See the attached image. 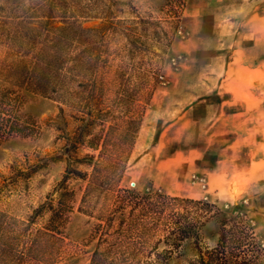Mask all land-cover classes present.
Listing matches in <instances>:
<instances>
[{"label": "rangeland", "instance_id": "rangeland-1", "mask_svg": "<svg viewBox=\"0 0 264 264\" xmlns=\"http://www.w3.org/2000/svg\"><path fill=\"white\" fill-rule=\"evenodd\" d=\"M188 8L0 0V264H89L109 246L185 264L222 216L187 199L244 218L247 264H264V66L237 65L264 52H233L232 19L191 38ZM181 213L194 227L177 239Z\"/></svg>", "mask_w": 264, "mask_h": 264}, {"label": "trees", "instance_id": "trees-1", "mask_svg": "<svg viewBox=\"0 0 264 264\" xmlns=\"http://www.w3.org/2000/svg\"><path fill=\"white\" fill-rule=\"evenodd\" d=\"M11 130L13 131L14 128H11ZM172 199L179 200L178 198ZM186 201L204 206L205 213L217 216L221 214L222 216L218 218L220 230L216 245L212 248H206L204 251L199 250L197 257L185 264H247L248 251L254 253L260 248L251 224L246 222L244 218L240 221L230 222L224 215L223 210H220L208 201L194 199H187ZM49 211L51 214L46 228L49 231L57 232L58 226L54 224L55 219L57 220L59 217L57 209L50 208ZM178 217L184 218L187 222L183 224L180 220L174 218V220L170 221L173 222L172 232L170 233H173L177 239L188 237L194 226L190 221L188 222L187 215L181 213L178 214ZM115 250V246L104 248L103 251L96 248L89 264H127V259L123 255L125 251L121 250L119 252ZM120 253L123 256L119 257Z\"/></svg>", "mask_w": 264, "mask_h": 264}, {"label": "crops", "instance_id": "crops-1", "mask_svg": "<svg viewBox=\"0 0 264 264\" xmlns=\"http://www.w3.org/2000/svg\"><path fill=\"white\" fill-rule=\"evenodd\" d=\"M188 6L191 38L209 36L217 22L232 19L236 20L233 52L246 51L247 47L264 52V0H188ZM235 60L236 57L230 58L227 65ZM250 60L237 65L253 70L264 66V55L252 56Z\"/></svg>", "mask_w": 264, "mask_h": 264}, {"label": "built area", "instance_id": "built-area-1", "mask_svg": "<svg viewBox=\"0 0 264 264\" xmlns=\"http://www.w3.org/2000/svg\"><path fill=\"white\" fill-rule=\"evenodd\" d=\"M181 6H183V4H181Z\"/></svg>", "mask_w": 264, "mask_h": 264}]
</instances>
